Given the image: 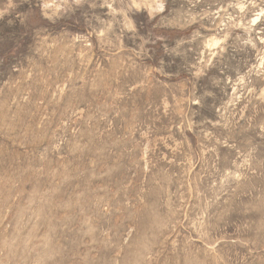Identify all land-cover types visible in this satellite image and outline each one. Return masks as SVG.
Here are the masks:
<instances>
[{
    "label": "rangeland",
    "instance_id": "1",
    "mask_svg": "<svg viewBox=\"0 0 264 264\" xmlns=\"http://www.w3.org/2000/svg\"><path fill=\"white\" fill-rule=\"evenodd\" d=\"M0 264H264V0H0Z\"/></svg>",
    "mask_w": 264,
    "mask_h": 264
}]
</instances>
